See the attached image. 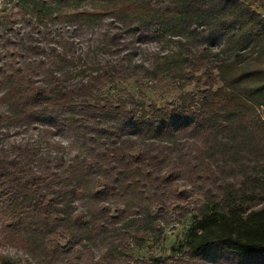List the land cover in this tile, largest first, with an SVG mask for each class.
<instances>
[{
    "label": "trees",
    "instance_id": "trees-1",
    "mask_svg": "<svg viewBox=\"0 0 264 264\" xmlns=\"http://www.w3.org/2000/svg\"><path fill=\"white\" fill-rule=\"evenodd\" d=\"M0 2V264H264V0Z\"/></svg>",
    "mask_w": 264,
    "mask_h": 264
},
{
    "label": "rangeland",
    "instance_id": "rangeland-1",
    "mask_svg": "<svg viewBox=\"0 0 264 264\" xmlns=\"http://www.w3.org/2000/svg\"><path fill=\"white\" fill-rule=\"evenodd\" d=\"M0 5H2L1 2ZM256 7L262 12L264 10V2L260 5H256ZM160 84L161 86L159 87L145 88L142 94L139 95L137 92L138 87L132 80L128 79L127 81L117 83L115 86L113 84H108L104 87L103 91L114 94V96H122L129 102L130 100L135 102L139 100H150V102L154 101L156 103H165L171 100L175 93L179 91V88L169 87L164 81ZM193 86V80H186L183 82L182 89L189 90ZM146 208L149 217L145 225L150 226L152 232L142 233L136 242L131 243V247L128 250L134 255L141 256V258H149L152 256L160 258L165 257L170 253L171 246H174L177 240L183 235V230L189 222V216L184 217L182 220H176L169 217V215L172 214L171 208H164L161 211H158L155 205H149ZM161 216L166 220L162 219ZM153 224H158L159 228H155ZM134 228L136 231L143 229V224L137 222L133 226H130V229ZM144 235L147 236L144 237ZM2 249L15 257H22L20 251H15L8 244L3 246Z\"/></svg>",
    "mask_w": 264,
    "mask_h": 264
}]
</instances>
